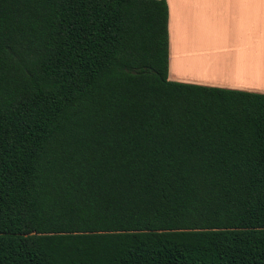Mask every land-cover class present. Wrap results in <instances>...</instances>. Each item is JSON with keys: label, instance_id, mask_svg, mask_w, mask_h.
Wrapping results in <instances>:
<instances>
[{"label": "trees", "instance_id": "trees-1", "mask_svg": "<svg viewBox=\"0 0 264 264\" xmlns=\"http://www.w3.org/2000/svg\"><path fill=\"white\" fill-rule=\"evenodd\" d=\"M166 0H0V264H264V93L168 79Z\"/></svg>", "mask_w": 264, "mask_h": 264}, {"label": "crops", "instance_id": "crops-1", "mask_svg": "<svg viewBox=\"0 0 264 264\" xmlns=\"http://www.w3.org/2000/svg\"><path fill=\"white\" fill-rule=\"evenodd\" d=\"M166 2L169 80L264 93V0Z\"/></svg>", "mask_w": 264, "mask_h": 264}, {"label": "bare ground", "instance_id": "bare-ground-1", "mask_svg": "<svg viewBox=\"0 0 264 264\" xmlns=\"http://www.w3.org/2000/svg\"><path fill=\"white\" fill-rule=\"evenodd\" d=\"M196 60H197V59H196ZM196 62H197V64H196L195 66H197V65H201V62H200V61L197 60ZM183 63L185 64V60L183 61ZM190 63H191V62H190ZM195 66H194V68H195ZM181 67H182V65L180 66V69H182ZM199 68H201V67L198 66V68H197V69H198V72H197V73H196V68H195V73H194V74H198V75H199V70H200ZM209 69H210V68H209ZM193 71H194V70H193ZM212 71H213V69H212ZM212 71H211V73H214V72H212ZM205 73H206V72H205Z\"/></svg>", "mask_w": 264, "mask_h": 264}]
</instances>
